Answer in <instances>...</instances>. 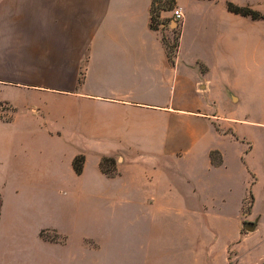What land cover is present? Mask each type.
<instances>
[{"label":"crops","instance_id":"0c3cea01","mask_svg":"<svg viewBox=\"0 0 264 264\" xmlns=\"http://www.w3.org/2000/svg\"><path fill=\"white\" fill-rule=\"evenodd\" d=\"M227 1L264 17V0H174L160 16L178 32L171 60L152 0H0V264H81L124 238L129 221L143 242L180 223L172 236L183 243L169 255L215 264L214 250L192 248L202 236L191 228L222 224L229 202L238 224L249 201V236L257 230L264 138L240 135L245 120L220 112L214 87L239 99L224 66L240 40L264 48V18ZM103 156L116 159L114 175Z\"/></svg>","mask_w":264,"mask_h":264},{"label":"rangeland","instance_id":"374dc122","mask_svg":"<svg viewBox=\"0 0 264 264\" xmlns=\"http://www.w3.org/2000/svg\"><path fill=\"white\" fill-rule=\"evenodd\" d=\"M153 27L160 29L161 23H165L168 32L163 37L169 53H173L177 42L178 32L174 28L166 25L165 19L161 18L163 11L172 10L162 9L169 7V0H155L153 5ZM250 18V17H249ZM258 20V19H255ZM170 28V29H169ZM210 38V35H209ZM238 50L240 53L235 54L234 60L229 65L224 66L222 79L227 83L229 89L239 97L236 102H231L230 92L225 85H216L214 92L220 103V112L235 115L243 118V130L240 135L251 137L256 140L264 138V48L253 50L247 42L240 40ZM216 131L222 136H231L229 129H223L216 126ZM212 160L217 161L219 155L217 151L211 153ZM115 159V158H114ZM114 171H116V159L114 162ZM263 194V193H262ZM262 217L256 231L251 234L248 228L253 227L252 219H249L250 212L249 201L241 209L240 221L237 224V215L239 208L236 203L229 202L220 209L221 217L224 221L222 224H210L207 222V230L203 226H194L191 228L193 237L201 234L202 240H192V248L214 250L215 264H252L255 260L264 262V201L263 195L255 207ZM135 222V221H134ZM133 222V223H134ZM171 225V224H170ZM212 227L214 230H211ZM211 228V229H210ZM124 229V228H123ZM122 229V231H123ZM144 231L146 228L144 227ZM142 232L140 225H127L124 230L122 239H115L107 242V246L100 250L90 253H83L81 264H88L87 259H92L90 264H198L201 260L198 256L192 257H172L167 252L170 247H180L183 243L173 239L172 234L184 232V227L180 223L176 226H160L155 228L154 232L158 233V240L143 242L136 238V234ZM99 248L97 242H85V248L96 250ZM149 254V255H146ZM263 264V263H261Z\"/></svg>","mask_w":264,"mask_h":264},{"label":"trees","instance_id":"16d2710c","mask_svg":"<svg viewBox=\"0 0 264 264\" xmlns=\"http://www.w3.org/2000/svg\"><path fill=\"white\" fill-rule=\"evenodd\" d=\"M154 3H155V0H152L151 27L156 29L155 27H153V9H154L153 5H154ZM173 4H174V0H169V7L168 8H162V9H165V10L170 9ZM226 8L231 13L238 14V15L245 16V17H250L251 19H254V20L264 18L258 11L254 10L248 6H239V5H237L231 1L226 2ZM159 19H161V18H159ZM161 21L159 23L160 25H161ZM177 45H178V38H177V42H176V45L174 47V50L177 48ZM168 55H169V58L172 60L173 53L171 54L168 51ZM114 162H115L114 157L103 156V157H101V160H100V169L102 170L103 173H105L109 176H112L115 174V173H112L115 169ZM72 165H73L74 171L77 174L81 173L82 165H83V156L82 155L75 156L73 161H72Z\"/></svg>","mask_w":264,"mask_h":264},{"label":"built area","instance_id":"2783aa9c","mask_svg":"<svg viewBox=\"0 0 264 264\" xmlns=\"http://www.w3.org/2000/svg\"><path fill=\"white\" fill-rule=\"evenodd\" d=\"M174 16H175L176 19H180V18H181V13H180V11L176 9V10L174 11Z\"/></svg>","mask_w":264,"mask_h":264},{"label":"water","instance_id":"95a60500","mask_svg":"<svg viewBox=\"0 0 264 264\" xmlns=\"http://www.w3.org/2000/svg\"><path fill=\"white\" fill-rule=\"evenodd\" d=\"M251 223H253V224H252L253 227L248 228L249 230H253V229H254V226H255V223H254V222H251Z\"/></svg>","mask_w":264,"mask_h":264}]
</instances>
